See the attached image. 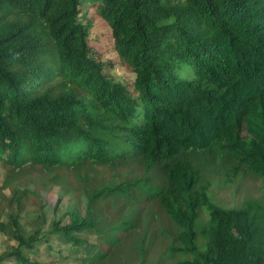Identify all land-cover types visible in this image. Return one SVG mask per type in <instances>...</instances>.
<instances>
[{"label":"trees","instance_id":"16d2710c","mask_svg":"<svg viewBox=\"0 0 264 264\" xmlns=\"http://www.w3.org/2000/svg\"><path fill=\"white\" fill-rule=\"evenodd\" d=\"M0 167V264H264V0H0Z\"/></svg>","mask_w":264,"mask_h":264},{"label":"rangeland","instance_id":"374dc122","mask_svg":"<svg viewBox=\"0 0 264 264\" xmlns=\"http://www.w3.org/2000/svg\"><path fill=\"white\" fill-rule=\"evenodd\" d=\"M85 4V8L82 9V14L86 15L87 19L91 22L90 25L92 28L90 29L89 43L93 48L95 59L110 64V67L107 70L117 82L131 85L134 80V76L130 71L126 70L122 66L121 61L114 50L110 27L98 16V4L90 5L89 2H85ZM2 171L3 170L0 167V183L3 175ZM262 186H264V181H259L253 188L257 189ZM235 190L236 189L234 188L229 190H215L210 193L211 202H215L224 208L238 206L240 201L244 198V193L241 190ZM57 191L58 189L54 187L48 192H40V199H38L36 195H33L25 202V208L20 214V225L23 231L26 230V232H30L32 230L31 227L34 226L33 219L37 214L40 201L44 207L43 212L48 217L46 224H49L53 216V207L55 206L57 199ZM61 209L66 211V205L62 206ZM200 216L203 221L208 219V213L205 209L201 211ZM15 246L16 243L13 240L0 234V254L11 250ZM43 250L44 247H41L39 250L41 254L39 259L45 260L46 255L42 253Z\"/></svg>","mask_w":264,"mask_h":264}]
</instances>
